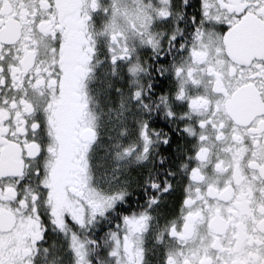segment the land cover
<instances>
[{
    "label": "snow or ice",
    "instance_id": "snow-or-ice-1",
    "mask_svg": "<svg viewBox=\"0 0 264 264\" xmlns=\"http://www.w3.org/2000/svg\"><path fill=\"white\" fill-rule=\"evenodd\" d=\"M0 264H264V0H0Z\"/></svg>",
    "mask_w": 264,
    "mask_h": 264
}]
</instances>
